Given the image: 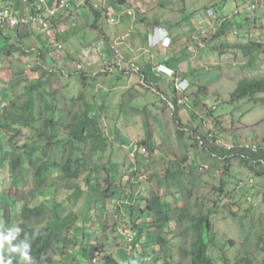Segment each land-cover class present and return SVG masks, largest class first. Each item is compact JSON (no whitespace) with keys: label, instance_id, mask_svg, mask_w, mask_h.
Listing matches in <instances>:
<instances>
[{"label":"trees","instance_id":"obj_1","mask_svg":"<svg viewBox=\"0 0 264 264\" xmlns=\"http://www.w3.org/2000/svg\"><path fill=\"white\" fill-rule=\"evenodd\" d=\"M244 1L240 0V2ZM262 6L264 5H261L259 9ZM185 11L184 9L181 10V12ZM93 13L97 21L103 16L96 11ZM250 14L246 11L240 15L242 16V24L230 26L231 29H234L237 27L244 28L245 24L249 25L248 40L222 47H233L240 50L246 59L241 68L253 75L260 66L264 65V24L259 26L257 16L253 19L249 16ZM182 19V22H187L186 18L182 17ZM188 19H190L189 16ZM97 26V23L93 24L96 29H98ZM102 32V38L98 41L100 54L104 52L103 50H110L114 42H110L109 37L104 31ZM224 53L225 51L221 50L220 54ZM72 56L68 52L67 57L71 58ZM74 57L76 56L74 55ZM114 67L118 66L114 64ZM173 69L178 76L177 70ZM39 70L41 71L39 80L35 83L25 82L24 87L21 85L23 83H15L24 74L22 72L17 74L14 77L12 88L14 99L7 100L8 102L5 105L2 103L0 107V166L3 168L8 166L12 176L16 179L14 186L23 185L28 189L27 195L29 197V201L22 208L21 216L15 222L16 224L6 226L7 234L11 232L14 238L11 239L8 245L9 252L4 254V258L5 260L11 258L12 264H28L22 259V251L24 245L27 244L28 256L33 264H68L69 259H71L69 264H79V261L74 262L76 257H68L71 255L69 250L72 246L79 247L83 244L79 243V238L81 240L88 238L89 241L85 242V245L87 248H91L89 260L94 257L96 251L99 252V264H108L105 261L103 248H100L98 240L92 238L93 235H96L97 230H93L91 227L92 215L89 214L98 201L96 198H90L88 192L95 191L93 194L98 195L101 193V187L108 198L124 194L123 190L126 188L122 184V179L129 177L125 176L127 175L125 173L127 168L124 167L120 159V149L116 145L113 146L108 137L107 125L104 123L105 117L102 115L103 108H97L95 101L97 95L81 90L79 97H69L63 93L64 88L62 87L52 90L56 81H60L62 78V74H60L63 73L62 70L52 68L48 70L40 68ZM82 70L79 69L76 73L71 72L72 80H86L88 76ZM124 70L125 68L122 66L120 72H125ZM110 71L111 69H108L101 74L106 75L108 73L107 75H109ZM246 75L247 77L239 80L235 91L231 94L230 104L246 100L264 103V98L259 100L258 97L264 95V75L251 77ZM145 81L148 85V75H146ZM140 85L142 86V84ZM17 86L21 91L17 92ZM94 86V81H90L89 89L91 90V87ZM175 91L178 93L176 89ZM203 91L204 88L200 86L194 95L199 97ZM140 96L138 95V98ZM188 96H192V94L188 93ZM181 98V94L180 96H173L171 99L166 96V100L162 98L160 102L150 101V104H145V110L142 112H150L155 120L160 123L157 127L162 139L160 140L161 144L157 145V137H153V133H150L152 138L148 141L145 140L141 146L145 153H141L139 150L135 151L134 158L135 162L138 163L134 168L135 176L146 169L142 165L144 161L141 163L140 156L143 157L148 151H150L151 156L163 154L160 157L165 160L167 165L163 174L155 173L151 176L150 181L156 179L153 184L156 189L151 191L149 199L142 200L141 194L138 195V199H134L133 195L129 194V200H133V202L142 201V206H138V212L141 213L140 218H145L147 223L146 226L144 223L140 225V221L133 223L136 229H140V232L137 231L136 243L130 245L128 240H125L120 234V227L127 222L117 226L115 224L112 232L118 235L121 249L131 258L127 261L139 259L140 264H173L172 261L175 257H180L182 261L190 260L191 264H221V262L223 264H255L253 252H244L243 257H241L242 250L240 248L232 249L234 248L232 241L217 240V234L213 231L212 218L221 214L222 211H228L234 220L238 218L235 210L224 209L221 202H218L223 200V194L219 192L224 191V188L217 191V200H214L210 206L205 202L193 204L191 200L196 190L200 188L204 190L211 184L205 179L204 170H201L197 165V156L202 151L206 152L207 150L200 145L201 141L198 136L196 137L194 133L189 132L181 112L183 110L181 107L184 105L179 104ZM80 99L84 100V107L80 106ZM200 100L202 99L197 98L194 104H199ZM146 102L148 101L146 100ZM170 102L174 106L172 110L168 109ZM185 103L188 104V101ZM202 103L206 109V104ZM78 108L80 111H77ZM167 109L172 111V114L168 113ZM158 111L161 113L163 111L162 117L157 115ZM205 113L208 116L210 111H205ZM143 124L151 127V124L145 119ZM110 126L114 128V120ZM174 126H177L176 130H173ZM203 140V145L208 147L209 152L214 153L213 160L216 165L221 164L222 168L225 167V174L231 169V161L239 159L247 168L251 169L256 177L264 176L263 148L257 146L232 148L226 146L223 141L220 144L222 146L218 144L216 146L213 141L206 137ZM55 148L61 149L59 158L56 157V154L53 155ZM165 148L167 151L164 150ZM213 170H210L211 174H214ZM29 179H31L30 182H28ZM51 187L55 188L56 193L63 188L69 192V195L64 200L56 199L54 196L51 206H48V203L37 204L31 200L35 193L46 198L45 192ZM84 187L87 188V191L84 190ZM163 189L164 191H162ZM165 189L171 190L176 199L183 197L187 205L182 206L181 204L177 210L172 209L167 194H164ZM82 195L88 199V203L90 202L86 208L82 207L85 202L79 201V196ZM126 201L127 199L122 200V205ZM72 203L78 207L72 209ZM249 204L250 212L253 209V204L251 202ZM14 206V203L11 204V208ZM129 209L131 212L134 211L132 206ZM172 223L178 225L180 234L185 237V240L178 246L172 240L171 234L178 233L171 229ZM10 227L12 228L10 229ZM17 229H19L18 234ZM107 231H110L111 234L109 228ZM90 240L94 242V245H91ZM248 241L251 247H256L258 252H262L264 256L263 237L260 240H253L252 243L251 240ZM12 248L17 250L12 251ZM229 249L232 254L236 252L235 259L228 258L226 252ZM217 250L220 252L219 254L216 253ZM65 253L66 256L58 260ZM142 253L147 255L140 258L139 255ZM161 256L164 257L163 260ZM127 261L123 264H129V262L126 263ZM262 261L264 262V259Z\"/></svg>","mask_w":264,"mask_h":264},{"label":"rangeland","instance_id":"obj_2","mask_svg":"<svg viewBox=\"0 0 264 264\" xmlns=\"http://www.w3.org/2000/svg\"><path fill=\"white\" fill-rule=\"evenodd\" d=\"M107 1L110 7L111 5H114L112 4L114 0ZM140 1H142L138 4V8L140 9V11H147L150 8V4L152 6L150 10L155 7L153 0H148L150 4L145 3V0ZM250 1L251 0L244 1L245 6L250 4ZM160 3L163 4L164 9L167 13L166 18L168 20H172V22L175 24H178L175 21L181 20L182 15L185 16L187 14L194 17L195 23H198L199 21V30L197 29L195 31H192V33L196 35V39L193 38V34L190 37L191 42L194 43L190 45V47H193V49L195 50L192 53L194 56L193 60H195L193 66H195L193 67V69L190 68L192 69V72L189 78L194 84L192 92H197L200 86L204 88V91L201 92V95L199 97H197L196 95L188 96L187 90V101L190 100L189 107L186 103L183 104L185 108H183L181 112L184 122L188 125L187 128L189 129V132L194 133L196 137L198 136V139L201 142L204 141L203 139L206 137L208 140L213 141L216 146L217 144L220 145V141H223L226 146L232 148L257 146L264 149V103H256L255 101L253 102L250 100H246L243 102L238 101L235 104H230V96L235 91L240 79L247 77L246 74H248L249 77L264 75V65L260 66L257 72L251 75L241 68V66H244L246 59L244 58L240 50L233 47H222L224 45L231 46L233 44L242 43L244 41L246 42L248 40L247 34L250 33L248 30L249 25L245 24L244 28H230L231 25L239 26L240 24H242L241 19H235V17L233 16L234 12L238 8L236 0H160ZM183 9L186 11L181 12V10ZM244 9L246 10L247 8ZM209 10H212V13L215 15V19L210 16V20H207L206 18V20L202 19L200 21L199 17L203 18V15H206V17H208ZM235 14L237 13L235 12ZM149 15L154 16L152 15V13H149ZM226 15L227 17H224ZM217 16L219 18L231 17V19H233L234 21H229V24L227 26L223 25V23H221L222 25L219 26L220 20L216 21V19H218ZM249 16L253 19L257 16L258 25L263 26L264 18H261V16H264V6H262L255 14L252 13ZM163 17L160 18L162 22L165 21ZM70 22L76 23L78 22V18L70 19L69 23ZM95 23H97L98 29H100L98 30L99 34L103 35L102 31H104L106 36L109 37V41H114V27L117 24H110L105 16H102L98 21L94 19L93 24ZM204 27L206 28L205 32L201 31ZM176 28L181 27L177 26ZM194 28L197 27L189 23V29L192 30ZM179 31L180 29L176 30L177 33H179ZM221 38H223L224 41H220ZM184 39L185 37H183V40ZM112 44L114 45V42ZM13 47L14 44H11L9 46V49H12ZM64 49H66L67 51V48ZM183 49L184 56L188 55V53L191 54L190 52H188L187 46H184ZM214 49H217L218 51ZM20 50L21 48L16 49V51L14 50L15 52H12L14 56L12 55L13 60L10 61L4 56H0V88L3 86H13V76L21 72L24 75H21V77L15 83H23L21 84L22 87H24L25 82L35 83L39 80L41 75V71L39 69H26L27 71L22 70L23 66L28 68L32 64L28 62V60H23L24 56L21 55ZM221 50L225 51V53L222 55L220 54ZM215 51H217L216 54H211ZM84 53L85 51L82 49L80 50V53H77V56L75 54L76 57H73V59L69 58V68L66 67L65 71H69V74L71 72L76 73L77 70H79L78 65L82 64L81 57H84ZM120 54L123 55L121 49ZM79 55H81V57ZM114 57H119L117 56V53H114V47L113 53L109 49H107L104 54L100 55L91 50L90 54L88 55V59H91V61H94V63L96 64L95 71L101 70V68H103L105 64H108L109 66L113 65L116 62L114 60ZM25 58L27 59L28 57ZM22 61L24 62L22 63ZM54 61L62 62L63 59L60 58L59 54L57 56H54ZM121 65L124 68L128 69V66L124 63H121ZM53 69L61 70L63 68H58L55 64ZM82 71L86 70L83 69ZM105 71L103 72L105 73ZM5 73H7L9 77L6 76ZM107 74L108 73H106V75ZM122 75L124 76H121L120 68L118 69V67H113V71H110L109 75L110 77H112V79L109 80L108 84L110 85L111 83H114L115 86H117L120 83L122 88L129 86L130 78L128 76H125L127 75L126 71ZM68 76L71 77V75ZM109 76L103 77V81L108 82ZM58 81H56L55 85L52 86V90H54V88L62 87L64 88L63 93H65L69 97H79V92L81 90H84V88L82 89V84L84 85V87H86V85H89V82L87 80L79 82L65 78L63 81L62 78L59 82ZM137 82L139 83V85H132L134 86L133 89L125 92L124 95L121 93V91L114 90L117 96L115 93L114 95L110 96V100L114 99V107H106L108 115L114 116V119L112 118V116H108L104 120V123L107 125V129H109L110 123L114 120V145H119L121 153L120 159L122 160L124 167L127 168V171L125 172L127 173V175L125 176H129L132 178V180L130 178V181L128 178L122 179V184L124 185V188H126V195L129 194L132 187L136 185L135 181H139L144 185H146L148 182L154 184L156 182V179L150 181L151 176L155 175V173L163 174L167 165L165 160L160 157L163 156V154L160 153L159 156H151L150 151H148L146 155H143V157L140 156L141 163L144 161L142 165L145 167L147 166L148 169L146 167L143 172L140 171L135 176L134 168H136V166L138 165V163L135 162V158H133L135 150L138 149L140 151L144 149L141 146L144 144L143 142H145V140L148 141L152 138L150 133H153V137H157V143L162 139L161 133L157 127V125H159L160 123L155 120L154 116L150 112H142L143 110H145L146 100L148 102L152 100L160 102V97H158L153 92V89H149L144 85L141 86L140 82H143L142 79ZM101 85L102 83H100V86ZM97 86H99L98 82ZM18 91L21 90L18 89L17 92ZM87 91L89 92V89ZM118 92L120 93L119 95ZM131 93L141 96L140 98H133L130 95ZM258 97L259 100H261V98H264V95H259ZM197 98H200L202 100H200L199 104L195 105L194 102ZM80 101V106H83L84 100L80 99ZM202 102L206 104V109H204L205 107ZM163 105L165 106L164 103ZM214 107L216 108V110L213 109ZM121 108H123V112H120L119 109ZM168 109L172 110L169 105ZM168 109V113L172 114V111H169ZM77 111H80V108H78ZM118 111L120 112V115L118 114ZM205 111H210L208 116L206 115ZM161 115H163V111ZM109 117L110 123L108 119ZM144 119L149 122V124H151V127L143 124ZM155 122H157L158 124ZM143 125L144 134L141 131L139 133V129L143 128ZM176 128L177 126H174L173 130H176ZM210 134H213L214 136L212 139L209 138ZM147 136L151 137L148 138ZM203 144L204 143L202 142V148L207 151H202L201 153H199L197 157V165H199V168L204 169L203 174L205 176V179L211 184V186L208 185L204 188V190H202L203 188L196 190V192L193 193V197L191 199L193 204L205 202L208 206L212 205L213 201L217 200V191L221 188H224V191L219 192L220 194H223V200H219L218 202H221V205L224 206V209L230 208V210H235L237 212L236 214L238 218L234 220L226 210L222 211L221 214H218L212 218V223L214 225L213 231L217 234V240L220 239L226 242L232 241L234 247L232 249L240 248L242 250V254L240 255L241 257H243L244 252L251 251L254 253V255L252 254V256L255 264H264V262L262 261L264 259L262 252H258L256 247H251L248 241L251 240L252 243L254 242L253 240H260L262 237L264 240V176L256 177L255 174L251 172V169L247 168L246 165L240 162L239 159H233L231 161V169L225 174V167L222 168L221 164L216 165V162L213 160L215 156L214 153L210 151V154L209 150L207 149L208 147ZM164 150L167 151V148H165ZM59 152L61 153V149L55 148L53 150V155L55 156L56 154V157L59 158ZM211 169H214V174H211ZM133 178H135V181H133ZM30 181L31 179H29L28 182ZM15 183L16 179L12 176L8 166L5 168H3V166H0L1 200L4 201L3 193H6L10 197V200L8 197L6 199L7 203L10 202V206L14 203L17 208H23L26 202L29 201V197L27 195L28 189L23 187V185H20L18 187L14 186ZM223 184L225 185L223 186ZM54 189L55 188L51 187L50 190H47L45 192L46 198H44L43 195L35 193L33 199L31 200L37 202V204L48 203V206H51L54 196L56 199L58 198L59 200H64L66 199V196L69 195V192H67L63 188H61L58 193H56V190ZM101 189L102 188L100 187V191ZM138 189L139 193H141V188ZM84 190L87 191V188L84 187ZM162 191H164V189ZM93 192L95 191L88 192L89 197L96 198L98 201V198L96 197L97 195L93 194ZM164 194H167L168 202L174 210H177L181 204L182 206L187 205V203L183 200V197H181L180 199H176L171 190L167 191L165 189ZM131 195H133L134 199H138V193L132 192ZM119 197H121V195ZM119 197L117 199V201H119L118 206H121L122 200ZM149 197L150 195L143 196L142 200H147L149 199ZM99 198L104 200V196H100ZM79 199V201L85 202L82 205L83 208L88 207L87 204H90V202L88 203V199L84 198L83 195L81 197L79 196ZM178 200H180L181 202H179ZM132 202L133 200H131V203ZM249 202L253 204V209L250 212L249 210L251 209V207H249ZM97 204L98 203L96 202L93 210L89 214L92 215L91 227L93 228V230H97L96 235H93L92 238L103 240L104 243H106L105 236L99 238L100 231L98 228H96L98 222H100L99 218L95 216V214L97 213ZM142 204L143 203L141 200L137 201V207L142 206ZM76 207L78 206L72 203V209ZM125 207L128 209V211L130 210V206L125 205ZM106 209L107 212L108 210H112V205L109 200L107 201ZM9 210L10 209L6 208L1 213V217L7 215ZM16 212V210H13V212L11 213L9 212L8 215L13 214L11 220L5 218L4 220L0 221V230L6 235V223H9V225L11 226H14L16 224V216L14 214ZM120 223L124 222L122 221ZM113 227L114 225L112 221H109L106 225V228H109L111 230V234L114 235V239L112 240H119L120 238L118 237V235L112 232ZM11 228L12 227H10V229ZM171 229L178 232H174L171 234L172 240H174V244L178 246L182 243L183 240H185V237L180 234V230L178 229V225L176 223L172 225ZM136 231L140 232V229H136ZM4 234H1L0 232V237H2ZM85 242L86 240H79V243L83 244L79 247H75V251H73L78 260L79 258H81V252L85 251ZM216 253L219 254L220 252L218 251ZM226 253H228L229 259H235L236 252L232 254L231 250L229 249ZM65 256L66 253L65 255L60 256L58 260H61ZM161 259L163 260L164 257L161 256ZM74 262L77 261L75 260ZM172 263L191 264L190 260L182 261L180 257H175ZM221 264H223V262H221Z\"/></svg>","mask_w":264,"mask_h":264},{"label":"crops","instance_id":"obj_3","mask_svg":"<svg viewBox=\"0 0 264 264\" xmlns=\"http://www.w3.org/2000/svg\"><path fill=\"white\" fill-rule=\"evenodd\" d=\"M244 1V0H243ZM252 1V0H251ZM142 2L140 0H114L112 4H114L112 7L114 8V13L120 17V22L114 27V42H116L117 47L121 49V52L123 54V62L126 63L130 67V63L135 64L139 70V72L131 73V70L128 68L124 71H126L127 75L130 78L129 86H126L125 88H122L121 84L119 83L117 86H115L114 83H111L110 85L109 80L112 79L109 75H102L103 71L111 69L113 71V65L116 64L118 66V69L121 65V60L119 57H114V60L116 61L113 65L105 64L101 70L95 71V63L94 61H91V59H88V55L91 52V48L94 47V45H98V41H100L102 35L98 33V30L93 27V22L95 19L93 11L90 9H82L80 12H78V22L76 23H69V20H60L57 22L58 27L60 28V34L58 35L59 41L64 45L65 48H67L66 54L60 56L61 59H63L62 62H55L54 57H51V46L47 42V36L45 33L40 32L34 27L31 28H18V29H4L0 31V56H4L6 59L13 60L12 53L16 49L21 48V55L24 56L23 60H28L32 65L28 68L23 66L22 70H28V69H50L54 68L55 64L58 68L61 69L63 73L62 78L63 81L65 78L71 79L73 78L72 74H69V71L66 72L65 68H69L70 61L68 60V52L71 53L73 56L71 57L73 59L74 55L79 52L80 50H84V59L81 57V62L83 65V68L86 70L87 81H94L95 86L91 87V90L89 89L88 85L84 87L82 84V87L86 92L89 89L88 93L96 94L95 101L97 103V108L102 107V115L105 117L104 120L108 116V112L106 111L107 106L114 107V99L110 100V96L116 94L114 90L121 91V93L124 95L125 92H128L132 90L134 86H137L139 84L137 81L142 79L143 82H140L142 85L147 86L149 89H153V92L160 97V99L166 100V96H168L169 99L173 98V96H180V93H176L174 82L172 80H169L168 78H165L164 76L158 74L154 70V66L158 63H165L167 66L171 68H175L178 72V76L181 77L183 84L182 87H188V93L194 95L195 93H192L193 88V82L189 78L191 74V70L193 69V64L195 60H193V52L195 51L193 47H190V45L194 44L191 42L190 37L193 34V38L196 39V35L192 33V30L195 31L199 28V21L198 23H195V19L193 16H190L189 14L183 16L186 18L187 22H182V18L179 21H175L178 24L173 23L172 20H168L166 18V11L164 9V6L162 3H160V0H153L155 7H153L152 10L150 8L152 7L148 0H145V3L150 4V8L147 11L141 10L138 8V4ZM3 3V4H2ZM240 0H236V4L240 5ZM0 5H7L11 7H19L20 6V0H0ZM137 5V7H136ZM245 8L247 6L244 5ZM132 12V15H129L128 13ZM149 13H152L151 16ZM164 16V17H163ZM188 16L190 19H188ZM202 16V15H200ZM163 17L165 20L162 22L160 18ZM203 18L199 17V20L207 18V20H210L209 16L206 17V15L202 16ZM218 17V16H217ZM224 17H227L224 16ZM235 19H241L242 16H234ZM169 22H168V21ZM219 26L223 25L227 26L229 24V21H234L230 18H219L216 19V21H219ZM65 22V24H64ZM189 23L194 25L197 28H194L192 30L189 29ZM177 26L181 28H176ZM180 29L179 33L176 32V30ZM199 30V29H198ZM201 31L205 32L206 28L204 27ZM187 32V33H186ZM183 37L185 39L183 40ZM188 38V39H186ZM164 39V40H163ZM163 40V42H162ZM221 41H223V38H221ZM189 43V44H187ZM11 44H14V47L12 49H9V46ZM115 45V44H114ZM188 47V52L191 54L184 56L183 47ZM107 50V49H106ZM106 50H103L104 52L100 55L104 54ZM14 51V52H15ZM108 52V51H107ZM217 51L212 52L211 54H216ZM111 55V54H108ZM25 57H28L27 59ZM113 58V57H112ZM85 62H83V61ZM1 61V60H0ZM22 61V63L24 62ZM21 63V64H22ZM1 68V67H0ZM5 68V67H3ZM2 68V69H3ZM192 68V69H190ZM26 70V71H27ZM59 70V69H58ZM64 70V71H63ZM106 72V71H105ZM125 73V72H124ZM121 73V76H124ZM6 76L9 77L7 73H5ZM68 75H71L72 77H69ZM146 75H148V85L147 81H145ZM16 76V75H15ZM13 76V78L15 77ZM109 76L108 82L103 81V77ZM21 77V76H20ZM145 77V78H144ZM61 78V79H62ZM60 79V80H61ZM16 80V79H15ZM81 82V80L79 81ZM97 82L99 86H97ZM100 83L102 85L100 86ZM89 84V83H88ZM149 84H153V88L149 86ZM8 85V84H6ZM134 85V86H132ZM13 86H7V87H1L0 88V107L1 104L8 102L9 100H13V93H12ZM125 90V91H124ZM120 93L118 92V95ZM179 94V95H178ZM133 98H138V95L130 94ZM117 96V94H116ZM120 97V96H119ZM192 99V98H191ZM8 100V101H7ZM155 102V100H152ZM198 101V100H197ZM108 102V103H107ZM194 102V101H193ZM150 104L149 102H146L145 104ZM190 100H188L187 106L189 107ZM195 103V102H194ZM185 108V107H181ZM120 112H123V108L119 109ZM107 112V114H106ZM120 112L118 111V114L120 115ZM162 113L160 111L157 112V115L159 117H162ZM1 116V111H0ZM114 116H112L113 118ZM109 123H110V117ZM141 127V126H140ZM139 128V127H138ZM144 134L143 128L139 129ZM108 137L110 138V141L112 142L114 146V128H112L109 125L108 129ZM161 141L157 143V145H160ZM117 148H119L118 144H115ZM198 157V156H197ZM147 167V166H146ZM208 168V166H207ZM148 169V167H147ZM128 178L130 181L131 177H124ZM132 180V178H131ZM133 181H135V178H133ZM136 185L132 187L130 190V193H138L141 194L140 197L143 199V196L151 195V191L156 189L151 182H148L146 185L141 184L139 181H135ZM141 188V193H139V189ZM125 194V189L123 190ZM129 193V194H130ZM122 194L121 197L119 195H115L112 198H108V195H105L103 193V190H101V194L99 193L96 197L98 198V204H97V213L95 216L99 218L100 222H98V225L96 228L99 229L100 234L99 238L102 236H105L106 243H104L103 240H98V244L100 248L102 247L104 250V256L105 261L108 262V264H123L125 261L130 260L125 252L121 249L120 239L119 240H112L114 239V235L110 234V231L108 232L106 225L110 221L113 222V225L116 224L119 225L120 222H127L133 224L136 221H140V225L143 223L146 226V220L145 218H140L141 213L138 212L137 207V201H134L131 203V200H129V194ZM4 201L1 200L0 197V221L4 220L5 218H8L11 220L13 214L8 215L9 212H13V210H16L17 212L14 213L16 216L15 222L17 221V218H19L22 214V208H17L15 206L14 208H11L10 202L7 203V197L10 200V197L8 194L3 193ZM100 196H104V200L100 199ZM118 197L121 200H129V202H126L125 204L118 206L117 199ZM150 198V197H149ZM103 200V201H102ZM110 201L112 205V210H108L107 212V201ZM116 204V206H115ZM125 205L134 207V211L131 212L130 210L125 207ZM125 207V209H124ZM10 209L7 213V215H4V217H1V213L5 209ZM104 208V209H103ZM141 210V208H140ZM139 216V218H137ZM123 218V219H122ZM9 223H6V226H8ZM78 240H81L79 238ZM88 238L86 239V242H88ZM91 241V240H90ZM115 241V242H114ZM91 245H94V242L91 241ZM120 245V246H119ZM85 251L81 252V258H78L75 256L74 252L75 247H71L69 252L71 255H68L70 258L76 257V261H79V264H89L90 260L89 257L91 256V248H85ZM73 252V253H72ZM88 252V253H87ZM7 254V253H5ZM147 254L142 253L139 255V257L143 258ZM71 262V259H69V263ZM130 261H127L128 263ZM137 264H140V260H136ZM68 263V262H67ZM68 263V264H69ZM78 264V263H76Z\"/></svg>","mask_w":264,"mask_h":264},{"label":"built area","instance_id":"obj_4","mask_svg":"<svg viewBox=\"0 0 264 264\" xmlns=\"http://www.w3.org/2000/svg\"><path fill=\"white\" fill-rule=\"evenodd\" d=\"M263 3L264 0H253L249 7H247V10L253 12L257 10ZM87 8L93 12L96 11L101 13L107 18L110 24L116 25L120 22V17L114 13V8L109 6L107 0H20V6L17 8L7 5H0V31L4 29L34 27L40 32L46 34L47 42L51 46V57L57 56L59 54L62 56L65 55V47L58 39L60 28L58 27L57 22L60 20L70 21V19L78 18V12ZM244 11L245 9L242 5H240L236 9L235 12L237 14L235 15H240ZM209 13L210 16L215 19V15L212 13V11ZM128 14L132 15L133 13L129 12ZM114 44L115 45L110 47V50L113 52L114 47V53H117V56H119L122 63L124 60L122 57L123 55L120 54V49L117 47L116 42H114ZM91 49L96 54H100L99 45H94V47ZM129 65L130 67L128 66V68L131 70V72L135 73L140 71L135 64L130 63ZM78 68L84 69L82 64H79ZM154 70L158 74L174 82L175 89L182 95V98L179 100V104H185L187 101L186 94L188 87H182L183 81L177 76L176 71L173 68L167 66L165 63L156 64L154 66ZM152 85L153 84H151L150 87ZM169 106L172 109L174 108L171 102L169 103ZM214 110H216V108H214ZM213 137V134L209 135L210 139ZM219 143L221 144V141ZM140 151L145 152L144 149ZM119 231L125 240H128L130 245L136 243L137 232L134 230L133 226L123 225L120 227ZM98 255L99 252L95 251L94 257L90 260L89 264H99Z\"/></svg>","mask_w":264,"mask_h":264},{"label":"clouds","instance_id":"obj_5","mask_svg":"<svg viewBox=\"0 0 264 264\" xmlns=\"http://www.w3.org/2000/svg\"><path fill=\"white\" fill-rule=\"evenodd\" d=\"M252 2H253V0H252ZM251 2V3H252ZM250 3V4H251ZM250 4H248L247 5V7H249V5ZM240 5H242L243 7H244V3H241ZM240 5H238V6H240ZM262 5H264V3L262 4ZM245 8V7H244ZM259 9V8H258ZM257 9V10H258ZM210 11H212V10H209V12ZM249 12V13H254L255 11H249V10H245L244 12H242L241 14H243V13H245V12ZM208 12V16L210 17V13ZM240 14V15H241ZM240 15H235V13H234V15L233 16H240ZM164 40V39H163ZM163 40H162V42H163ZM200 145H201V142H200ZM201 170H204V169H202V168H200ZM126 202H129V200H127ZM124 225H131V226H133V228H134V230H135V227H134V224H131V223H126V224H124ZM17 231V234H18V232H19V229H17L16 230ZM136 231V230H135ZM0 232H1V234H4L1 230H0ZM137 232V231H136ZM14 237H13V235H12V233L11 232H9L7 235L6 234H4L2 237H0V264H12V261H11V258H9V259H7V260H5V253H8L9 252V248H8V245L10 244V242H11V239H13ZM12 251H16L17 249L16 248H12L11 249ZM22 259L24 260V261H27L28 262V264H33V262H32V260L30 259V257L28 256V245L27 244H25L24 245V248H23V251H22ZM90 263V262H89ZM129 264H137V262L135 261V260H132V261H130L129 262Z\"/></svg>","mask_w":264,"mask_h":264}]
</instances>
